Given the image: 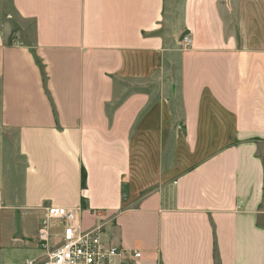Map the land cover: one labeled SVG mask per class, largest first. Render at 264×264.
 <instances>
[{"label":"crops","instance_id":"obj_1","mask_svg":"<svg viewBox=\"0 0 264 264\" xmlns=\"http://www.w3.org/2000/svg\"><path fill=\"white\" fill-rule=\"evenodd\" d=\"M3 2L0 264L48 205L140 264H264V0Z\"/></svg>","mask_w":264,"mask_h":264},{"label":"built area","instance_id":"obj_2","mask_svg":"<svg viewBox=\"0 0 264 264\" xmlns=\"http://www.w3.org/2000/svg\"><path fill=\"white\" fill-rule=\"evenodd\" d=\"M185 47L191 45L184 35ZM40 228V240L45 254L27 260L26 264H140L141 250L116 246L103 236L102 227L84 229L81 210L48 205ZM61 238L54 242L52 237Z\"/></svg>","mask_w":264,"mask_h":264},{"label":"rangeland","instance_id":"obj_3","mask_svg":"<svg viewBox=\"0 0 264 264\" xmlns=\"http://www.w3.org/2000/svg\"><path fill=\"white\" fill-rule=\"evenodd\" d=\"M3 12L5 14H7L9 16V13L12 12V4H11V0H4L3 2ZM141 149H143V144H138ZM149 144H146V150ZM165 145H169L171 147V149L174 148V146L177 148V150H179V152H182L183 149H181V145L180 144H161V147H165ZM173 147V148H172ZM183 153V152H182Z\"/></svg>","mask_w":264,"mask_h":264},{"label":"trees","instance_id":"obj_4","mask_svg":"<svg viewBox=\"0 0 264 264\" xmlns=\"http://www.w3.org/2000/svg\"><path fill=\"white\" fill-rule=\"evenodd\" d=\"M82 181H83V186L86 185V171H83V176H82Z\"/></svg>","mask_w":264,"mask_h":264}]
</instances>
